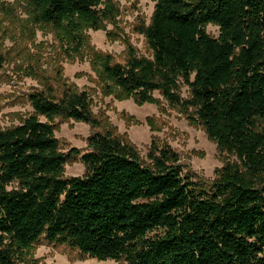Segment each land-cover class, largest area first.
Masks as SVG:
<instances>
[{
    "label": "trees",
    "instance_id": "trees-1",
    "mask_svg": "<svg viewBox=\"0 0 264 264\" xmlns=\"http://www.w3.org/2000/svg\"><path fill=\"white\" fill-rule=\"evenodd\" d=\"M29 1L38 21L70 31L117 15L110 0ZM152 1L149 24L137 28L151 55L131 46L123 63L98 55L100 77L139 104L158 92L236 161L206 187L168 145L152 142L144 163L110 130L91 134L84 153L62 152L56 118L101 125L90 96L33 91V113L0 127V264H18L41 238L126 264H264V0ZM77 157L83 176L65 177Z\"/></svg>",
    "mask_w": 264,
    "mask_h": 264
},
{
    "label": "rangeland",
    "instance_id": "rangeland-1",
    "mask_svg": "<svg viewBox=\"0 0 264 264\" xmlns=\"http://www.w3.org/2000/svg\"><path fill=\"white\" fill-rule=\"evenodd\" d=\"M117 15L104 20L98 29L83 26L78 31L56 28L40 22L29 0H0V127L18 124L33 113L28 95L33 91L58 96L65 87L86 91L92 115L99 127L56 118L54 135L60 151L76 148L84 153L87 139L94 132L110 130L133 144L141 160L148 163L152 142L168 145L179 154L183 171L194 181L209 186L225 161L236 158L220 152L203 128L191 122L186 112L169 105L158 92L154 102L136 103L100 77L98 55L110 54L124 62L131 46L141 56L151 52L137 28L150 22L155 3L152 0H110ZM206 32L218 37L219 28L208 24ZM79 47L75 52L74 47ZM183 98L188 87L180 84ZM39 119L45 121L44 117ZM264 133V118L256 120ZM85 167L79 157L68 161L64 176H83ZM153 234V232L151 233ZM18 264H126L112 259L97 260L81 255L65 245L50 244L41 238L32 245Z\"/></svg>",
    "mask_w": 264,
    "mask_h": 264
}]
</instances>
